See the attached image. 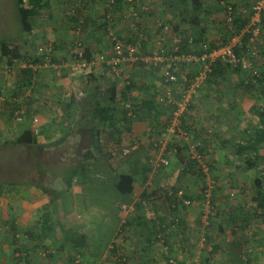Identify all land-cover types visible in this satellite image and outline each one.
<instances>
[{
	"label": "crops",
	"instance_id": "crops-1",
	"mask_svg": "<svg viewBox=\"0 0 264 264\" xmlns=\"http://www.w3.org/2000/svg\"><path fill=\"white\" fill-rule=\"evenodd\" d=\"M47 1L48 6L36 21L33 32L26 42L25 39L21 43L22 48L35 53L39 45L53 41L57 46L56 58L72 62L75 53L72 52L78 49L74 41L79 39L83 47H90L97 63L91 65L84 75H72L70 69L65 68L38 67L32 83L24 87L22 84L27 83L28 78L26 73L10 75L5 70L1 71L0 139L15 141L24 130L36 126L33 118L38 116V142H59L68 124L62 104L73 97L80 98L93 76L99 77V72L104 69L100 58L111 47V34L142 41L145 52L159 44V36L164 34L165 27L169 29L161 46L172 51L182 41L181 33L164 15L171 11V6L163 5L164 0H122L118 11L107 0ZM201 1L207 18L204 23L206 35L213 44H220L225 19L222 2L234 5L236 12L245 17L251 14L252 5L257 0ZM73 15L88 20L87 27L79 35L74 29ZM262 16L264 18V11ZM257 66L264 72L263 55ZM192 72L183 66V80ZM246 77V82L251 81ZM130 79L136 84L131 91L136 102L142 103L153 94L163 92L162 65L153 68L141 62L125 64L118 83L119 92L125 88V81ZM189 89L193 90L190 86ZM245 89L238 74L232 71L216 76L213 83L204 80L194 88L186 112L188 125H194L189 134L196 136V140L186 136V131H178L175 121L168 123L167 128L162 127L161 123L166 124V116L161 112L162 108L157 107L151 116L141 113L133 116L130 124L122 121L120 131H104L101 153L93 150L96 159L89 161V169L71 186L58 182L57 177L51 180L48 173L52 168L48 167L44 168L46 173H40L39 179L7 183L0 195V264H118L119 256L126 259L125 264H264V243L261 242L259 247L253 246L250 238L255 234L246 228L235 230L232 223L223 222L227 214H232L228 213L227 204L219 197L226 185L214 184L219 215L212 219L206 210L208 201L203 204L195 200L189 206L179 204L172 208L174 205L167 196L169 188L176 187L198 194L201 184L191 176L195 185L189 175L178 183L180 165L170 168L175 162V131L181 133L183 140L190 141L192 151L197 146L204 150L206 161L203 162L210 163L208 168L204 167L211 174L230 166L228 173L232 174L240 173L236 169L248 173L258 172L264 167L261 164L246 168L236 152L257 124V117L250 112L252 107L264 104V81L252 91ZM175 91L176 96L181 97L177 88ZM13 95L26 97L23 104L27 119L22 124L9 119L7 106L3 105L2 100ZM72 108L77 110L78 104L73 102ZM83 134L86 133H76L73 129L67 140L81 135V143ZM132 145L131 152L123 154V150ZM91 146L92 138L85 148L80 151L77 148V154H84ZM103 155L110 156L106 163L101 157ZM162 158H169L170 165L156 169ZM221 158L230 161L226 163L224 160L221 164ZM75 161L74 156L71 162ZM121 173L135 177L131 195H124L116 188V178ZM109 178L115 184H111ZM242 186L237 184L235 188ZM143 192L147 198H142ZM241 201L242 197L236 199L237 207ZM234 210L235 207L231 211ZM68 212L76 213L73 216L75 220L69 219ZM176 217L180 218V225L174 224ZM120 232L126 237L123 241L118 237ZM239 242H244L243 246L239 247Z\"/></svg>",
	"mask_w": 264,
	"mask_h": 264
},
{
	"label": "trees",
	"instance_id": "trees-1",
	"mask_svg": "<svg viewBox=\"0 0 264 264\" xmlns=\"http://www.w3.org/2000/svg\"><path fill=\"white\" fill-rule=\"evenodd\" d=\"M111 7H115L118 11V6L122 5V0H107ZM128 2V0H126ZM165 5L171 6V11L165 13L164 15L168 16L167 21L173 22L174 29L181 33L182 41L180 44L179 52H195L197 54H202L205 52H211V50L215 47H219L227 43L229 37L234 33H239L244 29V27L248 24L249 15L242 16L237 14L235 20L234 31L229 29L224 19V26H223V37L221 38L220 44H213L209 41L207 37V28L204 26L206 22V13L203 9V4L201 0H164ZM126 2V3H127ZM16 4L18 7V12L20 15L22 29L27 35H30L34 30V25L38 20L39 16L42 14L43 10L48 6L47 0H16ZM75 14V13H74ZM76 16V15H75ZM73 15L72 22H74V29L77 33V29L80 31L84 30L87 27L88 20L77 18ZM177 21V23H175ZM110 37L112 40V44L110 49L113 48V45L117 42V40H121L125 44H133L139 45L140 49L143 53L145 52L144 46L142 41H138L135 39H123L122 37H116L114 33L111 34ZM249 35L247 34L244 37V43H248ZM79 41L80 44L77 43ZM54 44V52L52 59L57 62L59 59L56 58V49L57 46ZM74 45L78 48L72 53H74V59L78 60L79 56L78 51L82 50L83 52V60H86L88 63H92L95 61V56L93 51L90 47H83V43L81 40L77 39L74 41ZM109 49V50H110ZM107 51L102 53L105 55ZM264 57V49L262 53ZM36 55L32 51L31 53L28 52L26 49H23L21 43L17 40H2L0 41V72L4 71V65H8L10 68L7 69V74H17V73H26L28 78H26L27 83L22 84L30 85L33 79V74L37 72L33 68H23L18 67L16 65L18 60H32L35 63L39 62V58H35ZM6 59V60H5ZM42 60V59H41ZM43 62V61H42ZM140 63V62H134ZM104 69L102 68V72H99L98 76H93L92 82L89 83L88 87L86 88L84 94L80 98H72L71 101L62 104V110L64 115H66L68 124L67 130L64 136L59 140V142L55 144L44 143L40 144L38 142L37 133L32 128H28L22 132L21 135L15 140L13 143L14 145L18 146H26L33 151L38 148H45V149H52L58 148L59 144H63L69 138V134L72 133L73 129L76 133H86L91 136L92 138V146L87 152H84L82 155L77 154V147L76 144H70V151L75 154V162H69L64 167L59 168V175L56 174L58 180H62L68 186H71L74 180L82 175L85 170L90 166L89 161L92 159H96L94 151H98L101 153V135L104 131L115 133V131H120L122 126V121L130 124L133 116L139 115L141 113H145L147 116H151L150 114L157 110V107L162 108L161 112L166 116V124L161 123L162 127L167 128L170 123H172L174 118V110L176 109V103H169L166 104L164 101L159 100V95L165 94L168 88H173L172 95L173 97L179 99L176 96L175 89L177 88L176 83L166 82L164 81V89L162 92H157L153 94L150 99L143 100L142 103L136 102V98L132 95V88L136 86L135 82L130 79L128 82L125 81V88L119 92L118 83L120 77H109L105 73V69L107 68V64L104 62ZM147 67H158L153 65H146ZM164 65V64H163ZM162 65V68H163ZM94 66V64H93ZM161 66V65H160ZM187 67L189 70L193 71L190 73L191 75L186 76L185 78V88L190 85L192 82L195 81V76L199 75L201 66L199 67L198 64H189L184 63L180 69V73L182 68ZM258 68V67H257ZM57 70V69H55ZM62 70V69H60ZM185 70V69H184ZM226 71H232L235 74H238L239 78L241 79V83L246 88L245 90H254L257 86H260L264 81V72L260 71V77L257 79L251 78V81L246 82L245 76L251 77L248 75L247 72L243 71L240 67H233L232 64L229 62H222L216 61L212 64V71L208 74L209 82L213 83L215 81L216 76L220 74H224ZM34 72V73H33ZM2 73V72H1ZM101 74V75H100ZM84 75V74H82ZM98 75V74H97ZM246 77V78H247ZM164 78V77H163ZM208 82V81H207ZM161 93V94H160ZM16 95V94H14ZM10 96V99H5L3 101V105L7 106V114L9 119H13L16 124H22L26 121L27 116L25 114L26 109L24 108L23 99H25V95L21 96ZM259 96V95H258ZM260 98L262 96H259ZM1 99V98H0ZM77 103L78 108L74 110L72 108V104ZM130 103L131 107L127 108L126 104ZM25 110V111H24ZM2 109L0 110V112ZM20 112V114L24 117L22 121H16V112ZM133 115H130L129 113ZM251 114L254 117H257V124L255 125L254 131L246 137V141L243 140V143L236 148V152L238 154V158L241 161H244L246 168L251 166L259 167L261 164H264V104H256L251 109ZM187 112L185 111L183 115L180 117V121L178 123V131H186V136H191L189 133H192L193 124L189 123L188 125V118ZM169 123V124H168ZM160 126V124H158ZM126 128H129L126 125ZM156 128V127H155ZM158 128V126H157ZM194 128V127H193ZM176 132V131H175ZM174 135H177L176 141L173 142L174 145V153L173 158L175 162L172 164L173 167L175 165H180V169L178 172L177 181L178 183L182 182V180L187 176H195L197 180L200 182V191L198 194H190L188 190L180 189L181 187L173 188V194L170 195L167 192L168 198L171 199L172 208H176L179 204L183 206H187L185 204V200L188 199L191 202L197 200L200 203H209L211 205L212 210L209 213V218H213L214 215L218 214V198H217V190L215 187L210 191L209 183L207 182V171L204 167V161L206 158L204 156V150L197 146V156L193 153L192 149H190L191 145H189V140H183L181 138V133L178 134L177 132ZM211 132V129H210ZM180 137V138H179ZM192 139L196 140V136H191ZM180 139V140H179ZM184 142V143H183ZM193 142V140H192ZM15 147V146H14ZM193 148V147H192ZM94 150V151H93ZM191 150V151H190ZM194 150V149H193ZM182 151L184 154H182ZM103 160H108L110 156H101ZM106 157V158H105ZM169 160V158H168ZM230 159L226 158V163H229ZM206 165H210V163L205 162ZM170 165V160L168 165H164L161 162V168L167 167ZM68 168L67 172L64 173V169ZM158 168V169H159ZM42 169V168H41ZM42 169V174L46 173ZM52 173H50L51 175ZM55 177V178H56ZM44 179V177H43ZM18 183V181H6L0 183V195L3 192V188L7 183ZM135 177L132 174L121 173L116 178V188L117 190L124 194V195H131L135 188ZM254 188V194L251 196L252 202L256 206V221L260 223V225L264 226V167L259 169L257 172V177L255 179V183L251 185ZM183 190V195L179 196V191ZM241 191L244 194L247 190L246 187H241ZM209 193V196H208ZM146 192L142 193V198H147ZM244 197H242V201L238 204V207H235L234 211H229L228 213H232L231 215L227 214V218L224 217L223 222L232 223L234 225L235 230H242L245 229L250 224V218H246L247 221H244L243 215L244 207L246 206V201ZM173 201V202H172ZM202 204V205H203ZM224 204V203H222ZM230 209V208H229ZM176 210V209H175ZM226 212V211H225ZM219 215V214H218ZM231 216V217H229ZM177 218V217H176ZM241 223V224H240ZM124 230V229H123ZM237 232V231H236ZM121 240H125V235L123 232H120L118 235ZM120 243V242H119ZM244 242H239V247L243 246ZM242 244V245H241ZM247 244V241H246ZM125 258L119 256L118 257V264H125Z\"/></svg>",
	"mask_w": 264,
	"mask_h": 264
},
{
	"label": "built area",
	"instance_id": "built-area-1",
	"mask_svg": "<svg viewBox=\"0 0 264 264\" xmlns=\"http://www.w3.org/2000/svg\"><path fill=\"white\" fill-rule=\"evenodd\" d=\"M224 6V18L229 29L234 31L235 20L237 12L235 6L222 2ZM264 11V0H257L251 8V14L249 15L248 24L244 27L239 33L232 34L227 43L215 47L211 52H205L202 54H197L195 52H179L180 46H176L172 51L167 50L165 47L161 46V42L166 40L164 34L168 32V27L163 28L164 34L159 36V44H157L153 50L148 53H143L139 45L125 44L121 40L113 45V48L108 50L105 55H101L102 64L105 62L107 68L104 70L106 75L109 77H120L122 76L123 66L127 63L141 62L146 65L160 66L163 65L162 74L164 81L176 83L177 89L181 93L179 99L173 97L172 91L173 88L166 89L165 94L159 95V100L164 101V103H176L177 107L174 110L173 121L178 123L180 117L185 111H187L191 102V95L194 91V88L197 87L200 83L206 80L208 74L212 71V64L216 61L229 62L233 67H240L243 71L247 72L251 78L254 80L260 77V70L257 68L258 61L262 58V52L264 49V18L262 13ZM77 35L80 34V30L77 29ZM249 35L248 43H244V37ZM116 39V37H115ZM78 44L79 41H77ZM54 52L53 41H47L36 48L35 55L36 59L39 58L40 61L35 63L32 60H18L16 68H33L36 70L38 67H49L52 69H70L72 75L85 74L88 72L91 65L96 64L97 62L88 63L86 60H83L82 50L78 51V60L68 62L62 61L57 62L52 59ZM42 59V60H41ZM6 60V59H5ZM43 61V62H42ZM184 63L189 64H198L201 66L199 75L195 76V81L192 82L189 86L193 90L189 89V86L185 88V80L180 73V69ZM5 71L10 70L8 65H4ZM186 91V92H185ZM163 93V92H162ZM161 94V93H160ZM127 108L131 107L130 103L126 104ZM130 115H133L131 112ZM24 117L20 112H16V121H22ZM33 123L36 126L33 128L36 133H38V127L40 125V118L35 116L33 118ZM127 147L123 150V154H129L133 149ZM197 156V150L193 151ZM161 162L164 165L169 164L167 158H162L159 160L156 169L161 166ZM173 189L169 188L168 193L173 194ZM183 195V190L179 191V196ZM209 196V193H208ZM186 205H191L192 202L188 199L185 201ZM180 218L175 219V225H180Z\"/></svg>",
	"mask_w": 264,
	"mask_h": 264
},
{
	"label": "rangeland",
	"instance_id": "rangeland-1",
	"mask_svg": "<svg viewBox=\"0 0 264 264\" xmlns=\"http://www.w3.org/2000/svg\"><path fill=\"white\" fill-rule=\"evenodd\" d=\"M59 16V13L56 16ZM28 35L22 29V23L20 15L18 12V7L16 0H0V41L2 40H17L22 43L25 39V42L28 40ZM27 44V43H25ZM23 126V125H22ZM80 136H76L73 140H67L63 144H59L58 148L51 150L45 148H38L35 151L29 148H22L21 146L14 145L15 141L11 138H2L0 139V183L6 181H22L25 179H39L40 173H42L41 168H52V171L48 173L49 177L55 179L56 174L59 175V168L64 167L67 163L71 162L75 154L70 151V144H79ZM15 146V147H14ZM221 164H224L225 158H221ZM106 163V160H103ZM47 163V165H46ZM90 163V162H89ZM206 165V163H205ZM204 165V166H205ZM173 168V166H170ZM208 168V165H206ZM231 166L228 169L223 170L219 169L217 173H210V170L207 169V182L209 183L210 191L216 185L215 183H221L223 186L226 185L225 189L219 194V197L227 204V209L233 210L236 207V199L244 197L247 199L248 206L244 207L242 212L246 218H250V224L246 227V230H250L252 235L250 240L251 244L255 247H259L264 243V226L260 225L256 221V206L251 200L252 194H254V188L251 186L252 183H255L257 177V172H248L244 173L240 169H236L240 173H228ZM89 169V168H88ZM68 168L64 169V173L67 172ZM206 170V169H205ZM50 173L54 174L50 176ZM243 176H242V175ZM113 178V177H112ZM109 178L111 184H115L114 180ZM191 181L193 180L190 176ZM62 181V180H58ZM194 183V180H193ZM226 183V184H225ZM195 184V183H194ZM215 184V185H214ZM232 186H231V185ZM242 184L243 187H246L244 194L240 188H235V185ZM197 185V184H195ZM230 185V186H229ZM221 186V185H220ZM61 191L64 192L63 189ZM62 196H60V199ZM206 210L210 213L212 210L211 205L207 204ZM229 209V211H231ZM60 210H58L59 213ZM75 212H68L67 215H70L71 220L74 219ZM73 217V218H72ZM62 221L64 217L61 216ZM70 220V221H71ZM76 222V221H75ZM83 228L81 229V232ZM248 236H250L248 234ZM264 260V258H263Z\"/></svg>",
	"mask_w": 264,
	"mask_h": 264
},
{
	"label": "water",
	"instance_id": "water-1",
	"mask_svg": "<svg viewBox=\"0 0 264 264\" xmlns=\"http://www.w3.org/2000/svg\"><path fill=\"white\" fill-rule=\"evenodd\" d=\"M88 143H91V138L88 135L83 134L81 143L78 146V151H80L82 148H85Z\"/></svg>",
	"mask_w": 264,
	"mask_h": 264
},
{
	"label": "clouds",
	"instance_id": "clouds-1",
	"mask_svg": "<svg viewBox=\"0 0 264 264\" xmlns=\"http://www.w3.org/2000/svg\"><path fill=\"white\" fill-rule=\"evenodd\" d=\"M189 206V205H188ZM178 218V217H177ZM176 219V218H175ZM175 219H174V224H175Z\"/></svg>",
	"mask_w": 264,
	"mask_h": 264
},
{
	"label": "flooded vegetation",
	"instance_id": "flooded-vegetation-1",
	"mask_svg": "<svg viewBox=\"0 0 264 264\" xmlns=\"http://www.w3.org/2000/svg\"><path fill=\"white\" fill-rule=\"evenodd\" d=\"M80 144H78V146H79ZM78 148V147H77Z\"/></svg>",
	"mask_w": 264,
	"mask_h": 264
}]
</instances>
